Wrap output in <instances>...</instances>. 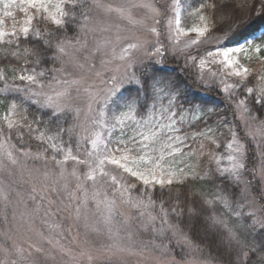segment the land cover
<instances>
[{"label":"snow or ice","instance_id":"6c2138e0","mask_svg":"<svg viewBox=\"0 0 264 264\" xmlns=\"http://www.w3.org/2000/svg\"><path fill=\"white\" fill-rule=\"evenodd\" d=\"M236 7L234 0H165L159 7L156 0H0V54L23 61L10 68L11 76L0 67V174L19 171L30 178L24 190L0 180V264L55 259L25 239V231L40 235L68 258L66 264H113L153 251L177 264L173 247L180 249L182 264H264V189L252 195L251 181L243 178L246 144L215 101L193 96L188 84L158 67L168 45L201 70L221 66L207 78L201 71L203 95L217 89L241 118L253 110L258 117L264 73L245 66L240 54L251 59L264 50V42L254 44L264 37V24L242 36L256 21L237 22ZM258 16H264V0ZM161 17L167 19L168 45L159 39ZM188 17L196 22L186 28ZM118 21L157 39H141ZM216 31L222 35L213 38L212 50L188 55ZM97 57L100 70L89 83ZM258 59L264 63V56ZM47 63L52 67H41ZM69 65L87 68V74L77 76ZM214 115L219 119L210 123ZM221 129L230 135L223 154L217 151ZM205 157L208 167H202ZM259 160L264 178V151ZM189 180H207L212 187L186 193L182 186ZM165 192L169 199L175 195L171 208L165 207ZM63 211H70L77 229L67 244L73 225L63 227ZM181 224L190 232L202 226L207 246L219 255H204ZM89 233L108 243L94 247ZM143 234L152 239L142 240ZM165 238L168 243H156Z\"/></svg>","mask_w":264,"mask_h":264},{"label":"trees","instance_id":"16d2710c","mask_svg":"<svg viewBox=\"0 0 264 264\" xmlns=\"http://www.w3.org/2000/svg\"><path fill=\"white\" fill-rule=\"evenodd\" d=\"M200 2H203V0H200ZM234 5L237 6L235 10L236 15V21L239 22L241 20H247L252 19L255 20L256 23L253 24L251 27L247 28L242 32V36L248 35L250 32H252L255 27L259 24H264V16H258V12L260 10V0H234ZM196 21H194L192 18L188 17L185 18L182 23L184 27H191ZM222 33L220 31L212 32L211 36H220ZM264 42V37H257V39L254 41L255 43H261ZM165 44V43H164ZM216 46V45H215ZM213 47H204L199 54L192 53L194 49L188 50V55L191 56H198L203 55L205 49L212 50ZM169 47V46H168ZM197 50V49H196ZM258 56H264V50H262L259 54L252 53L251 59H248L253 67V71L257 74L264 73V63H262ZM23 61H20L18 64L15 60H9L2 57V54H0V67H4L7 70V74L9 76L12 75V72L10 70L11 67H19L20 64H22ZM215 66V65H213ZM41 67H52L50 63L42 64ZM56 67H59L57 64ZM158 67L164 68L165 71L172 74L175 77H178L181 81L188 84L192 89L193 96L205 100H212L215 101L216 107L218 109V112L220 116L224 117L225 120L229 123L235 124L237 129V134L241 138V141L246 144L248 149V159H247V169L244 173V177L247 181H251L252 185V194L256 195L257 191L262 189L260 179L258 177V174L255 176V179L253 178V172L255 171L257 173L258 169V153L255 149L254 142L252 141V138L248 136L244 131V126L241 124V121L238 119L236 111L234 107L230 106V102L227 99H224L223 93H220L217 89H213L212 91L208 92L207 95H203L207 90L203 87L202 82L199 80V74H198V67L194 64H192L190 61L186 60V56L182 53V55H173L171 50L169 49V54L165 58V63L163 65H159ZM252 117H257V112L255 110L252 111V116H248L249 119L254 120L255 122L260 124V128L264 132V127L261 126V121L264 120V110H261L260 114L256 119H253ZM219 119L218 116L214 115L211 118V122L216 121ZM224 131V136L222 137V141L227 140L229 134L227 133L226 129H221ZM214 147V146H213ZM33 148H35V145L33 144ZM202 167H208V161L207 158H203L202 161ZM214 168V165H212ZM219 183V181H217ZM183 190L186 193H200L202 190H208L212 187V184L207 181H200V180H189L185 185L182 186ZM154 198L159 202V199L161 198L160 192L157 191L154 195ZM167 202L165 204V207L171 208L172 204L175 200V195L173 194V197L169 199L168 193L165 192L163 197ZM197 200L199 199V196L197 195L195 197ZM173 222L176 223L177 221L173 219ZM181 228L185 232H189V235L192 237L193 241L196 244H199L200 247L204 249V255H208L211 253L214 256L219 255L215 248H209L208 240L204 238L205 233L203 230V227L200 225H197V230L189 231V228L185 226V224H181ZM249 240L255 239L257 243H259V239L257 237L249 236ZM175 243L173 242V245ZM224 248H221V251H223ZM174 256L180 257V249L178 247H173L171 249ZM235 256L233 255V259ZM255 259V258H254ZM214 263L218 264H224L221 260L213 261ZM113 264H124L121 262L113 261ZM125 264H131V263H125ZM257 264H259V261L257 260Z\"/></svg>","mask_w":264,"mask_h":264},{"label":"rangeland","instance_id":"374dc122","mask_svg":"<svg viewBox=\"0 0 264 264\" xmlns=\"http://www.w3.org/2000/svg\"><path fill=\"white\" fill-rule=\"evenodd\" d=\"M164 2H165V0H156L157 7H159ZM169 2H170V0H169ZM135 15L139 19L140 17L143 16V13L140 12V13H136ZM159 19L161 20L160 24L158 25V28H159L160 33H161L160 38H159L160 42L165 43V45H168L167 28H166L167 19H166V17H161ZM117 23H120V25L122 27L127 28L129 32L139 36L141 39L148 40L150 43H154L157 39V37L155 35L147 33L143 30H137L136 28H133L132 26L128 25L126 21H118ZM151 23H152V21H149V25H151ZM189 35H190V38H195L194 33L189 34ZM214 37H217V36H210L208 39V42L205 45L200 46V50H202V48H204V47L215 46L216 41H215V39H213ZM168 46H169V49L171 50V46L170 45H168ZM191 49H194L192 51V53L194 52L196 54H199L201 52V51L196 50L197 48L195 46H193ZM180 55H182V54H180ZM240 56H241V62L243 64H245V66H247L253 70V67H252L250 61L248 59L244 58V54L241 53ZM95 63H96V68L93 70V75L87 77L89 83H92L94 81V71L100 70V68H99V57L96 58ZM69 71L75 73L77 76H83V75L87 74V68L84 71H81L79 69L73 68L71 65H69ZM201 71L204 72L205 78H207L210 71H214V72L219 73L221 71V66H218V65L213 66L212 65L210 67V69L205 68L203 70L198 68L199 77H200ZM106 78H107V76L105 77V79ZM97 83H98V81H97ZM82 103L86 104V100L83 101ZM236 114H237L238 119L241 121V124L245 128L244 129L245 133L252 138V141L254 142L255 149H256L257 153L259 154L261 151H264V134H262L264 132L260 128V124L255 122L252 119H249L247 115H245L243 118H241L240 113L236 112ZM253 137H255V139H253ZM228 139H230V135L228 136L227 140L221 142V147L217 150L219 153H221V154L225 153L226 144H227ZM257 144H260L261 147L258 148ZM257 167H258L257 174H258V177L260 179L261 187H262V189H264V178H262L259 175V172H260L259 155H258V166ZM243 178L246 180L245 177H243ZM0 180H4L5 182L12 183L13 187L17 188L18 190H24L30 186V178L26 172H19L18 171V172H16L15 175H13L11 177H9L7 173H3V174H0ZM21 180L29 181V184L21 185L19 183ZM124 211H125L126 215H133L134 214L133 212H131L128 209H125ZM60 215L65 218L64 224H63V227L65 229H67L69 227V225H73L71 235H68L67 233H65L66 240L64 242L67 244L71 240V237L76 235L77 229L74 226L73 220L70 218V211H63V212H61ZM17 222L19 223V220H17ZM0 227H2V226H0ZM35 228L37 231L41 230L39 221H36ZM84 231H85L84 228L80 227L79 239H81V240L85 238L84 237ZM22 235L25 239H30L31 242L36 243L39 246H42L45 249L46 254H50V256L55 257V259L53 260L51 258L45 259V257L42 256V257H40V264H66V261L68 260V258L66 256H63L57 249H53L51 247V245H49L46 240H43L40 235L36 234V232L25 231L22 233ZM45 235H47L46 231H45ZM140 238L142 240H145V241L152 239V237L148 234H143V235H141ZM87 239L96 248H100L103 245H106L108 243V241L104 237L97 236L94 233H89L87 236ZM173 242L175 243V241H173ZM156 243L157 244H160V243L166 244V243H168V239L167 238H165L163 240L157 239ZM173 256H174V254H173ZM174 257H175V260L177 261V264H182L181 256L180 257L174 256ZM168 260H169V258H167V257H160L158 251H153V252H151L150 255L145 256V257L126 256L122 260H118L117 262H121L124 264L125 263H131V264H168ZM114 261H116V260H114ZM213 264H218V263L213 262Z\"/></svg>","mask_w":264,"mask_h":264}]
</instances>
